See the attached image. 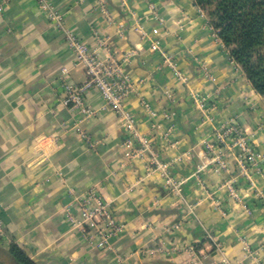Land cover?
<instances>
[{"label":"crops","instance_id":"1","mask_svg":"<svg viewBox=\"0 0 264 264\" xmlns=\"http://www.w3.org/2000/svg\"><path fill=\"white\" fill-rule=\"evenodd\" d=\"M51 3L60 24L37 0H10L0 13V253L14 243L34 264H264V158L249 187L237 168L239 148L223 156L213 143L216 128L234 124L264 155V98L200 7ZM69 35L127 75L125 106L150 149L126 143L122 120L97 89L85 95L92 114L64 104V83L86 79ZM192 94L206 97L208 113ZM153 159L169 163L178 193L166 189ZM93 191L123 225L104 249L77 224ZM174 246L186 250L167 253Z\"/></svg>","mask_w":264,"mask_h":264},{"label":"built area","instance_id":"2","mask_svg":"<svg viewBox=\"0 0 264 264\" xmlns=\"http://www.w3.org/2000/svg\"><path fill=\"white\" fill-rule=\"evenodd\" d=\"M10 2V0H0V12ZM38 6L47 13L49 20L58 24L61 21V15L57 13L51 3V0H37ZM69 44L74 52L76 62L84 67L86 79L80 84L71 82L64 83L65 96L64 104L71 109H80L87 114H92L90 109L85 108V95L90 89H97L105 103L110 106L123 122L127 133L126 143L139 144V150L145 151L150 149V139L142 135L137 129V120L134 114L125 106V99L131 90V84L127 75H125L118 66H112L109 63L101 61L93 52H90L87 45L69 35ZM156 49V44L151 45ZM66 72V69H63ZM191 97L199 109L208 113L209 105L206 97L192 94ZM148 106V105H146ZM171 127L163 132L164 137H168ZM213 143L216 147L224 149V154L233 147L239 148L237 168L239 174L247 181L249 187L254 185L253 175L260 171L259 162L264 155L257 151L248 136L234 124L221 125L214 130ZM211 148L210 144L206 145ZM222 156V155H221ZM220 155L216 158V164L220 168L226 167V163ZM154 169L159 171L163 179L164 186L171 193H178L181 182L176 180L170 172L168 162L153 159ZM229 192L236 197L233 186L230 185ZM86 239L97 248L104 249L108 246L109 238L117 235L122 231L123 225L117 218L109 202L103 196L93 192L86 195L81 211V218L77 222ZM1 227V222H0ZM174 229L177 225L173 226ZM179 249L174 246L167 253H177ZM192 250V247L188 248ZM227 258H222L216 264H228ZM236 264H240L236 261Z\"/></svg>","mask_w":264,"mask_h":264},{"label":"trees","instance_id":"3","mask_svg":"<svg viewBox=\"0 0 264 264\" xmlns=\"http://www.w3.org/2000/svg\"><path fill=\"white\" fill-rule=\"evenodd\" d=\"M193 1L207 16L230 60L264 98V0ZM1 255L13 264H34L14 243Z\"/></svg>","mask_w":264,"mask_h":264},{"label":"rangeland","instance_id":"4","mask_svg":"<svg viewBox=\"0 0 264 264\" xmlns=\"http://www.w3.org/2000/svg\"><path fill=\"white\" fill-rule=\"evenodd\" d=\"M3 10V9H2ZM1 13V12H0ZM214 247L213 248H218V249H220L221 247L219 246H215V245H213ZM178 248H180V246L178 247ZM183 250H186V249H183ZM182 251V249H179L178 250V252H181ZM246 251V254L247 255H250L251 253H252V251H251V249H246L245 250ZM179 254V253H178ZM228 259V258H227ZM229 261V263L228 264H236V261L237 262H239L240 264H243V262L242 261H239V260H235V259H228ZM217 262H215V263H213V264H216ZM0 264H13L10 260H9V258L7 257V256H5V255H1V253H0Z\"/></svg>","mask_w":264,"mask_h":264}]
</instances>
